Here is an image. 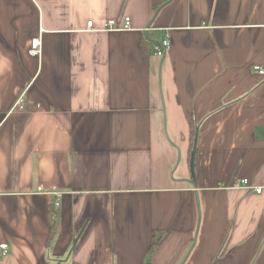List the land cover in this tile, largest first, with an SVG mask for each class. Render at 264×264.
<instances>
[{
  "label": "crops",
  "instance_id": "0c3cea01",
  "mask_svg": "<svg viewBox=\"0 0 264 264\" xmlns=\"http://www.w3.org/2000/svg\"><path fill=\"white\" fill-rule=\"evenodd\" d=\"M255 66L264 0H0V264H264Z\"/></svg>",
  "mask_w": 264,
  "mask_h": 264
},
{
  "label": "built area",
  "instance_id": "2783aa9c",
  "mask_svg": "<svg viewBox=\"0 0 264 264\" xmlns=\"http://www.w3.org/2000/svg\"><path fill=\"white\" fill-rule=\"evenodd\" d=\"M104 31H113V30H117V31H131L132 27H131V19L130 18H126L125 19V23L123 25L122 28L117 29L115 27V22L114 21H108V23L106 24V27L103 29ZM149 30V29H148ZM147 30V31H148ZM87 31H96L93 28V23L89 22L87 24ZM42 41L39 38H35L32 40L31 42V51H30V55L31 56H35L38 57L42 54ZM171 48V41L169 36H165L159 43L154 45V54L160 58L164 57L166 55V53L168 52V50ZM254 71L261 77H264V66H255L254 67ZM24 101L22 99H20L19 101L16 102L15 104V108L19 107L21 109H24ZM242 186H244L246 189H252L255 193L257 194H261L263 188L262 187H249L248 186V180H242L241 181ZM56 206H59V203H56ZM9 253V246L8 244H1L0 245V256L4 257Z\"/></svg>",
  "mask_w": 264,
  "mask_h": 264
},
{
  "label": "trees",
  "instance_id": "16d2710c",
  "mask_svg": "<svg viewBox=\"0 0 264 264\" xmlns=\"http://www.w3.org/2000/svg\"><path fill=\"white\" fill-rule=\"evenodd\" d=\"M168 1L169 0H152V4H153V7H154L155 10H159ZM149 44H150V42H148L147 44H144V46H143L144 53L148 52ZM195 134H196V129L195 128H191V135H192L193 139L195 138ZM164 238H165V235H159V236L155 235V242H154V245L151 247V249L149 251V257L147 259V264H150L151 256L155 253V251L160 246V244L162 243ZM49 240H51V238Z\"/></svg>",
  "mask_w": 264,
  "mask_h": 264
},
{
  "label": "water",
  "instance_id": "95a60500",
  "mask_svg": "<svg viewBox=\"0 0 264 264\" xmlns=\"http://www.w3.org/2000/svg\"><path fill=\"white\" fill-rule=\"evenodd\" d=\"M197 144V138L195 140V143H194V148H193V151H192V155H191V163H190V168H191V173H192V178H193V184L195 182V158H196V145ZM198 207H199V203H198ZM81 235H78L77 238L75 239L74 241V244H76L78 242V240L80 239Z\"/></svg>",
  "mask_w": 264,
  "mask_h": 264
}]
</instances>
